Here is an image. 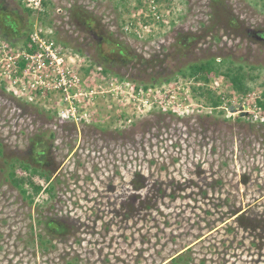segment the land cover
<instances>
[{
	"label": "rangeland",
	"instance_id": "1",
	"mask_svg": "<svg viewBox=\"0 0 264 264\" xmlns=\"http://www.w3.org/2000/svg\"><path fill=\"white\" fill-rule=\"evenodd\" d=\"M19 1L0 0V264H264V0ZM34 31L67 90L32 88L47 68L7 91Z\"/></svg>",
	"mask_w": 264,
	"mask_h": 264
},
{
	"label": "built area",
	"instance_id": "2",
	"mask_svg": "<svg viewBox=\"0 0 264 264\" xmlns=\"http://www.w3.org/2000/svg\"><path fill=\"white\" fill-rule=\"evenodd\" d=\"M26 4L28 8L33 9L35 11H40L42 0H26ZM26 47L27 48L23 51V59H22L26 61V66L25 68H20L19 71L20 76H18L17 78L8 76L10 80L9 83L11 85L9 84L10 88H7V91L10 92V90L13 89V86L16 85L18 86L17 87V89H19L18 91L20 92L28 91V93H31L32 92L31 86H27V83L28 85H30L31 82H34V84L37 85V86H35L34 84L32 85V88L34 89L36 87H40L43 90L52 91L53 89L51 90L50 85L45 83L48 82L50 79L54 81L56 91L61 90L62 88H64V90H67L66 89L67 85L64 81V76L70 74L71 79L73 78L75 79V76L71 75V71L69 70V68L67 70H64L63 72L59 70V67H61V63L58 62L57 60L54 44L51 42H46L39 34V31H34L30 35L29 44ZM2 51L5 52L6 50H2ZM12 60L13 58L12 56H10L6 60H4L5 62H3V64L0 65L2 67L6 65V69H5L6 72L8 73L13 72L16 74L18 73V67L12 64L11 62ZM29 68L31 69L28 70ZM47 68L52 69V74H47L46 72H44L43 74H41V76H39L38 79H33V81L28 82L27 76L32 75L35 78L36 77L35 74L37 75L38 72L44 71ZM21 96L22 95H20V97ZM22 99L23 100L26 99L25 96H23ZM27 99H31V97Z\"/></svg>",
	"mask_w": 264,
	"mask_h": 264
},
{
	"label": "trees",
	"instance_id": "3",
	"mask_svg": "<svg viewBox=\"0 0 264 264\" xmlns=\"http://www.w3.org/2000/svg\"><path fill=\"white\" fill-rule=\"evenodd\" d=\"M22 1L23 0L19 1L20 6H22V9L24 10V12H26L28 15H31L33 10L30 8H26L24 6V4L22 3ZM3 22H5L6 24H9L11 26V28L14 31H16V28H15L16 25H14V21H11L8 15H6L4 17ZM27 38L28 39H26V41H29L30 36L27 35ZM224 62H225L224 60H221L220 62H218L217 59L213 58V59H210V60L198 63V64L197 63L192 64L187 68V71L180 72V74L183 75L184 77L196 76L197 74L199 75L201 73H206L209 75L210 73L219 70V68L217 66H221ZM19 66H20V68H25L26 61L22 60L20 62ZM228 74H230V73H228ZM237 74L238 75H236V77L232 78V81H233V84L236 87V89L242 91V89L244 88V84H243L244 76H242L239 73H237ZM214 104L217 105L218 102L215 100ZM261 105L264 106L263 103H261ZM0 154H2L1 148H0ZM20 165L23 168V170H25V172L30 173L29 178L17 177V175L15 174L14 166L12 165L13 170H11L9 172V175H8L9 181H11V183L20 190V192L23 196H28V198L30 200H32L34 198V196L38 195L43 190L42 186L36 185L32 181V176L39 173V168L36 166H30L28 164H23V162H21ZM26 184H29L32 187L33 194H31L30 196L28 195V190L25 188ZM45 226H46V228L49 229L50 235H54V233H62V231H63V229H62L63 227L60 226V224H58V223L55 224L54 222H51V221L46 222ZM47 241H49V240L40 235V241L39 242H40L41 246L47 247L46 246V244L48 243ZM190 261H191V258L190 257L186 258L185 254L183 253V254H180L179 256L173 258L171 260V264H189ZM72 264H77V263L74 262Z\"/></svg>",
	"mask_w": 264,
	"mask_h": 264
},
{
	"label": "flooded vegetation",
	"instance_id": "4",
	"mask_svg": "<svg viewBox=\"0 0 264 264\" xmlns=\"http://www.w3.org/2000/svg\"><path fill=\"white\" fill-rule=\"evenodd\" d=\"M45 147L42 148L41 150L38 149V152L36 153L38 156H43L45 154V151H44Z\"/></svg>",
	"mask_w": 264,
	"mask_h": 264
}]
</instances>
